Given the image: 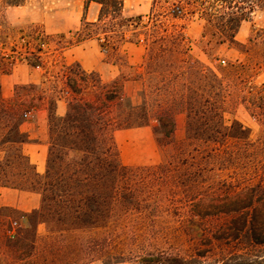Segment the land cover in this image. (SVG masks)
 <instances>
[{
  "label": "trees",
  "instance_id": "obj_1",
  "mask_svg": "<svg viewBox=\"0 0 264 264\" xmlns=\"http://www.w3.org/2000/svg\"><path fill=\"white\" fill-rule=\"evenodd\" d=\"M83 1L84 10L90 3L100 6L97 21L83 22L76 41L64 43L57 53L99 38L107 61L113 56L114 62L125 65L126 55L120 50L124 43H132L144 49L141 71L103 82L97 74H87L77 65L66 66L59 60L62 87L56 99H49L48 123L49 140L54 122L62 124L58 136L65 168L54 172V145L49 141L47 169L44 175H33L34 186L6 185L38 193L40 210L52 212H45L49 218H92L94 211L99 218H119L117 215L128 213L133 199L125 176L134 171L156 172L162 178L150 195L163 199L168 209L176 210L182 218L226 219L209 224L204 236L191 239L189 255L146 251L139 247L141 240L108 234L97 244L102 251L101 264L124 262V253L105 250L117 241L138 250L134 264H264V85L241 82L239 69L212 68L193 58L184 26L172 22L197 20L201 26L198 43L204 55L226 46L245 59L255 58L264 64V28L252 29L244 45L236 40L243 23L258 12L264 13V0H175L176 4L158 13L155 20L156 0H152L146 20L124 15L122 0ZM25 2L0 0V28L5 25V11ZM157 18L164 21L157 24ZM42 47L32 54L0 51V60L5 62L1 71L9 72L18 62L43 70ZM155 76L160 77L156 86L147 83L149 77L156 80ZM91 77L96 79L93 84ZM148 87L158 99H165L154 112L158 115L155 135H159L156 140L162 161L147 167L125 166L117 159L114 133L149 122ZM60 99L67 103L62 117L54 111L55 100ZM233 105H241L258 122L254 141L239 122L224 119ZM177 115L184 116L183 136L178 140L174 138ZM95 144L99 153L96 160ZM85 225L104 231H117L122 226L114 221ZM85 255L84 264L93 261Z\"/></svg>",
  "mask_w": 264,
  "mask_h": 264
},
{
  "label": "rangeland",
  "instance_id": "obj_2",
  "mask_svg": "<svg viewBox=\"0 0 264 264\" xmlns=\"http://www.w3.org/2000/svg\"><path fill=\"white\" fill-rule=\"evenodd\" d=\"M174 1L156 0L154 20L158 13L172 8V5L176 4ZM73 6L74 4L70 3L69 0H26L22 7L5 11V25L0 28L1 52L4 51L9 54L10 51L16 50L20 54L25 52L32 54L36 53V48L39 45L43 46L42 58L44 66L43 70L41 68L39 70L47 77L43 90L45 89L49 92L50 100H54L59 96L58 91L62 87L61 82L63 81L61 77L63 70L58 63L59 54L57 50L59 47L64 46L66 42H75L77 39L76 34L79 32L77 30L63 31L61 29L65 21L67 24H72L73 19L76 18V11L73 10ZM70 8L73 11L72 15L68 14ZM48 13L51 14L50 18H53L50 24V31L45 29L43 23ZM61 14H66L67 17L58 18L59 15V17H63ZM131 16L139 17L137 15ZM162 19L157 18V24ZM172 22L177 27L184 26V35L188 40L191 50L190 54L193 58L212 68L229 69L233 67L234 71L239 69L238 73L241 74V82L246 81L257 86L264 85V64L258 62L257 59H245L244 55L240 54L236 49L226 46L217 47L208 56L204 55L198 43L201 26L197 20L183 21L175 19ZM263 28L264 13L258 12L253 15L250 21L241 25L236 40L244 45L250 37L252 29ZM61 36L64 39H61ZM98 39L93 38L91 41L99 49L101 42ZM140 48L143 50L142 46ZM109 58L113 60L115 57L111 56ZM220 61H224V64H221ZM117 63L120 67L119 62ZM131 64L133 63L121 65L119 70L122 75L135 76L138 69L140 70L139 64L137 66ZM155 78L157 79L152 80V77L151 79L149 77L147 83L156 86L157 82L160 81V77L155 76ZM90 79V84L96 82L94 77ZM111 79H113L111 73L103 74V82H110ZM23 92L20 90L18 93L22 94ZM161 101L164 103L165 99H158L153 90L148 87L149 122L141 127L121 129L114 133L117 159L122 165L147 167L157 165L162 161V152L156 140L157 138L159 139V135H155V129H157V126L159 127L157 120H155L158 115L154 113L159 110ZM229 112L224 116L227 123L232 120L239 122L249 131L250 140L254 141L259 132L258 122L241 105H233ZM20 113V110H15L8 116L11 121L9 128L10 137L14 141L18 139L15 134V123L19 121ZM54 125L53 131L55 135L52 133L49 141L54 145L52 168L54 172H57L65 168L66 159L62 150V140L58 136L62 124L55 121ZM183 130L184 116L177 115L175 117L174 138L177 140L182 138ZM159 131L163 132L164 130L161 127ZM97 147L98 145L95 144L94 148L97 152L94 154V160L99 156ZM22 165L25 168L24 172H26L23 178L24 184L28 183L29 187H33L35 180L33 173L26 165L23 163ZM93 173L97 174V171L95 170ZM161 178V175L152 171H134L126 175L125 179L132 190L133 199L128 208V213L117 215L119 218H99L96 211L91 215L92 218H49L50 215H46L45 212L49 214H52V212L47 210L43 212L39 208L36 213L26 217L27 225L19 227L13 238L1 235L0 264H84L83 259L87 256L85 254H88L93 260L86 264H101L99 256L102 251L97 244L110 234L141 240L139 247L146 251L163 250L165 253L170 254L189 255L192 251V247L189 246L191 239L204 236L208 231L207 226L209 224H215L226 218H182L181 214L176 213V210L168 209V203H165L163 199H156L150 195L158 188ZM94 202L96 203V199ZM94 205L96 209L97 204ZM262 211L264 212V207H262ZM104 221L118 222L124 228L121 226V229L117 231H104L99 228L89 229L84 227L87 226L85 225L86 222L100 224ZM87 246H90L91 250H87ZM121 248H123L122 251H120ZM105 250L113 254H125L124 262L115 264H134V258L138 252L137 249L123 246L119 241H117V244L112 243ZM18 256L20 260H17Z\"/></svg>",
  "mask_w": 264,
  "mask_h": 264
},
{
  "label": "crops",
  "instance_id": "obj_3",
  "mask_svg": "<svg viewBox=\"0 0 264 264\" xmlns=\"http://www.w3.org/2000/svg\"><path fill=\"white\" fill-rule=\"evenodd\" d=\"M73 3L76 18L72 24L65 21L61 29L80 31L82 23H95L98 18L100 6L90 3L84 10L83 0H69ZM123 14L129 17L137 15L146 18L149 14L152 0H122ZM69 15L73 14L72 8ZM65 18L66 14H61ZM48 13L43 20L45 29L50 31L53 18ZM55 17V15H54ZM80 24V27H79ZM70 33V32H69ZM140 45L124 43L120 52L126 55V62L137 66L142 63L144 49ZM91 40H84L77 45L67 47L59 54V60L66 66L77 65L87 74L95 73L103 81V74L111 73L113 79L119 77L121 72L117 62L107 61L105 56ZM131 60V62H130ZM5 62L0 60V237L7 236L6 231L15 222L19 227L27 225V216L40 207L41 197L20 187H11L23 184L25 177L22 163L36 175H44L47 169L49 154V123L48 102L49 92L43 90L47 77L39 69H34L24 62L15 63L9 72H2ZM120 64V62H119ZM138 68V67H137ZM136 68V69H137ZM111 79L110 81H112ZM24 91L22 94L18 92ZM55 114L64 116L67 103L64 99L55 100ZM20 110V119L15 123L16 141L10 137V113ZM27 113L24 118L23 114ZM3 169V170H2Z\"/></svg>",
  "mask_w": 264,
  "mask_h": 264
},
{
  "label": "built area",
  "instance_id": "obj_4",
  "mask_svg": "<svg viewBox=\"0 0 264 264\" xmlns=\"http://www.w3.org/2000/svg\"><path fill=\"white\" fill-rule=\"evenodd\" d=\"M221 64H224V61H220ZM27 116V113L23 114V117L25 118ZM18 229V226L15 222H13L10 227L7 229L6 234L7 237L13 238L16 235V231Z\"/></svg>",
  "mask_w": 264,
  "mask_h": 264
}]
</instances>
